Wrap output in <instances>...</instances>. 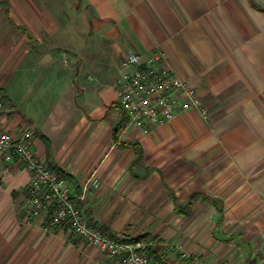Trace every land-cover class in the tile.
<instances>
[{"label": "crops", "instance_id": "obj_1", "mask_svg": "<svg viewBox=\"0 0 264 264\" xmlns=\"http://www.w3.org/2000/svg\"><path fill=\"white\" fill-rule=\"evenodd\" d=\"M154 48L206 117L187 110L146 131L127 121L119 63ZM0 127L28 130L74 197L96 171L100 186L77 204L109 238L163 226L201 264H264V0H0ZM0 178V264H119L27 216L15 158H0Z\"/></svg>", "mask_w": 264, "mask_h": 264}, {"label": "built area", "instance_id": "obj_2", "mask_svg": "<svg viewBox=\"0 0 264 264\" xmlns=\"http://www.w3.org/2000/svg\"><path fill=\"white\" fill-rule=\"evenodd\" d=\"M163 60V52L154 48L144 59L131 52L119 63V77L114 87L117 103L127 121L142 131L168 123L187 110L207 116L196 89L165 67ZM0 158L3 161L15 158L28 170L25 210L28 217L45 214L43 231L66 226L72 235L81 238L106 258H118L119 264H157L141 241L109 238L88 224L82 215L77 202L83 200L89 188L100 186L96 171L84 181L81 195L72 196L63 179L35 156L28 130L23 131L19 138H13L0 127ZM2 187L0 178V189ZM190 264L201 263L191 258Z\"/></svg>", "mask_w": 264, "mask_h": 264}, {"label": "rangeland", "instance_id": "obj_3", "mask_svg": "<svg viewBox=\"0 0 264 264\" xmlns=\"http://www.w3.org/2000/svg\"><path fill=\"white\" fill-rule=\"evenodd\" d=\"M166 228L163 226H157L155 227L154 231H152V233H130L128 234L126 237L128 239H133L136 238L137 236H143L140 240L145 248V250L147 251L148 254H150L149 256L151 258H153L152 253H156V255H161L163 260H167V259H176L177 262H180L186 258H196L199 260V257L197 255H189V257L184 255V251H183V246L188 245L187 243L185 244L183 241V235L182 238L180 239V242H171L168 240V238H163L162 232L165 230ZM177 230V228H175ZM116 239H121L122 238H116ZM186 257V258H184ZM154 260V258H153ZM239 264H252L253 260L249 259V258H245V259H241L238 260ZM238 262H235L236 264ZM255 262V261H254ZM186 262H184L183 264H185ZM220 262H218L219 264Z\"/></svg>", "mask_w": 264, "mask_h": 264}, {"label": "trees", "instance_id": "obj_4", "mask_svg": "<svg viewBox=\"0 0 264 264\" xmlns=\"http://www.w3.org/2000/svg\"><path fill=\"white\" fill-rule=\"evenodd\" d=\"M117 129H119V126L117 127ZM113 239V238H112ZM136 240H139V238H137V239H134V240H122V241H125V242H135ZM157 262H158V264H166L165 262H164V260H163V258H162V256L161 255H158L157 257ZM186 264H190V259L189 258H186Z\"/></svg>", "mask_w": 264, "mask_h": 264}]
</instances>
